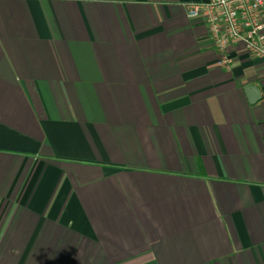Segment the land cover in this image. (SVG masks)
I'll use <instances>...</instances> for the list:
<instances>
[{"label":"crops","instance_id":"obj_1","mask_svg":"<svg viewBox=\"0 0 264 264\" xmlns=\"http://www.w3.org/2000/svg\"><path fill=\"white\" fill-rule=\"evenodd\" d=\"M199 1L0 0V264H264V61Z\"/></svg>","mask_w":264,"mask_h":264},{"label":"built area","instance_id":"obj_2","mask_svg":"<svg viewBox=\"0 0 264 264\" xmlns=\"http://www.w3.org/2000/svg\"><path fill=\"white\" fill-rule=\"evenodd\" d=\"M187 15L199 18L227 69L233 66L231 51L242 43L246 52L264 61V0H204L187 4Z\"/></svg>","mask_w":264,"mask_h":264},{"label":"water","instance_id":"obj_3","mask_svg":"<svg viewBox=\"0 0 264 264\" xmlns=\"http://www.w3.org/2000/svg\"><path fill=\"white\" fill-rule=\"evenodd\" d=\"M247 92L251 95L252 97V102L260 98V90L256 86H248L246 88Z\"/></svg>","mask_w":264,"mask_h":264}]
</instances>
